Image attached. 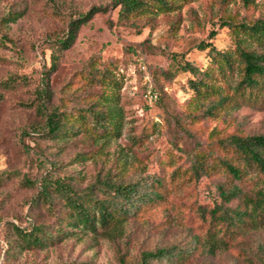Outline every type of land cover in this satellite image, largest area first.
<instances>
[{"label": "rangeland", "instance_id": "374dc122", "mask_svg": "<svg viewBox=\"0 0 264 264\" xmlns=\"http://www.w3.org/2000/svg\"><path fill=\"white\" fill-rule=\"evenodd\" d=\"M98 4L110 7L80 26L48 71L69 17ZM118 8L114 0H0V16L21 11L14 21L0 23V80L16 79L8 87L0 84V264H127L141 250L163 245L185 248L186 254L151 264H262L264 222L243 230L228 246L208 248L200 205H210L216 186L228 177L217 171L197 179L189 165L198 150L208 162L225 154L217 141L223 134L264 132V104L241 101L204 116L206 101L192 97L193 75L182 65H207L208 47L201 42L233 48L222 18H264V0H184L172 11L125 21ZM92 71L108 74L103 84ZM47 72L51 102L60 109L85 108L101 92V98L115 100L122 110L121 133L94 140L84 131L64 139L33 132L31 125L42 119L36 104ZM107 174L138 179L143 190L159 178L164 198L144 204L117 231L80 228L42 247L20 239L15 225L50 224L54 231L63 224L59 217L67 206L60 197L49 208L45 201L30 202L42 178H63L82 191ZM245 182L243 187L264 189L257 169Z\"/></svg>", "mask_w": 264, "mask_h": 264}, {"label": "trees", "instance_id": "16d2710c", "mask_svg": "<svg viewBox=\"0 0 264 264\" xmlns=\"http://www.w3.org/2000/svg\"><path fill=\"white\" fill-rule=\"evenodd\" d=\"M180 1L184 0H114V6L119 5L118 18L125 21L143 15L172 11L179 6ZM109 7L108 4L92 5L76 16L69 17L63 34L53 46L52 63L48 71L56 66V52L71 46L80 26L96 13L107 11ZM20 14L21 11L9 10L0 16V23L14 21ZM221 25L227 26L234 47L218 48L211 41L201 42V48L208 47L207 65L203 68L190 62L182 65L193 75L188 79L192 97L198 101H206L202 111L204 116L219 114L241 101L264 104V18L248 20L229 14L222 18ZM92 73L101 84L105 81L103 78L107 79L108 76L103 72L98 75L94 71ZM235 73V77L230 79ZM15 80V76H12L0 80V84L8 87L13 85ZM38 94L41 97L36 108L42 119L31 125L33 132L45 137L64 139L84 131L94 140H107L121 133L122 110L115 100H109L106 96L101 98L102 92L85 108H79L77 111L60 109L51 102L52 93L47 72L43 74ZM217 141L226 151L225 154L216 156L211 163L206 161V152L198 150L192 155L189 165L192 175L197 179L217 171L225 173L228 177V182L216 186L210 205H200L202 215L208 221L205 242L212 251L216 247L230 245L235 236L243 230L258 222H264V189L253 190L241 185L248 180L252 169H257L264 178V132H231L223 134ZM29 183L35 184L32 180ZM143 183L138 179H113L107 174L99 176L84 190L79 191L63 178L45 176L30 202L37 204L45 201L48 202L49 208L54 197H60L67 206L59 217V222L63 224L57 223L52 231L53 226L50 224L33 222L29 227L15 225V231L29 247L55 243L80 228L93 232H97L99 228L117 231L122 223L130 216L136 215L144 204L164 198L161 179L156 178L149 182L147 190H143ZM235 198L237 202L230 203ZM196 239L198 240V237ZM260 250L264 252L262 245ZM185 254V248L174 245L157 246L141 250L135 259L127 264H151L162 259L175 262ZM120 260L126 261L123 255ZM260 261L264 264V256H261Z\"/></svg>", "mask_w": 264, "mask_h": 264}]
</instances>
